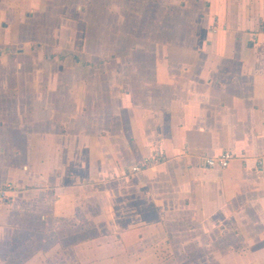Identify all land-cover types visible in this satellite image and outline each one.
Here are the masks:
<instances>
[{"label":"crops","instance_id":"1","mask_svg":"<svg viewBox=\"0 0 264 264\" xmlns=\"http://www.w3.org/2000/svg\"><path fill=\"white\" fill-rule=\"evenodd\" d=\"M258 157L264 0H0V264H264Z\"/></svg>","mask_w":264,"mask_h":264},{"label":"built area","instance_id":"2","mask_svg":"<svg viewBox=\"0 0 264 264\" xmlns=\"http://www.w3.org/2000/svg\"><path fill=\"white\" fill-rule=\"evenodd\" d=\"M233 155L228 152L224 151L221 154L214 156V157H207L204 159V165L208 168H217V169H224L226 168L230 161L232 160ZM256 164L259 167H264V160L262 157H258L256 159ZM140 170L139 166H135L132 168V171ZM15 191V188L10 183H0V206L6 204Z\"/></svg>","mask_w":264,"mask_h":264}]
</instances>
